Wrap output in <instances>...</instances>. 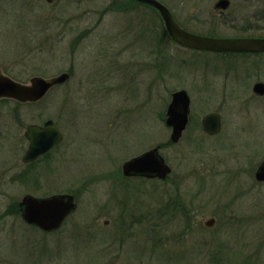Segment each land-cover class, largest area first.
<instances>
[{"label":"rangeland","instance_id":"374dc122","mask_svg":"<svg viewBox=\"0 0 264 264\" xmlns=\"http://www.w3.org/2000/svg\"><path fill=\"white\" fill-rule=\"evenodd\" d=\"M160 1L195 34H264V0H230L224 14L218 0ZM0 69L21 83L73 73L38 104L0 101L2 264H264V182L254 178L264 159V106L249 96L246 104L249 68L218 83V57L182 49L157 12L131 0H0ZM182 89L191 119L173 145L166 110ZM211 112L222 115L217 136L201 129ZM47 119L64 140L27 170L54 159L44 170L52 183L25 186L20 137ZM8 130L16 137L7 139ZM156 146L172 168L166 180L124 177V162ZM66 192L78 207L55 235L13 211L25 194Z\"/></svg>","mask_w":264,"mask_h":264},{"label":"water","instance_id":"95a60500","mask_svg":"<svg viewBox=\"0 0 264 264\" xmlns=\"http://www.w3.org/2000/svg\"><path fill=\"white\" fill-rule=\"evenodd\" d=\"M52 3L53 0H46ZM154 8L162 18L165 30L169 37L177 44L194 50L210 52H264V39H222L200 36L183 29L175 20L171 11L158 0H134ZM229 0H219L215 9L226 10ZM69 75L63 73L54 78L35 77L29 85L15 82L3 75L0 71V99H13L21 103L37 102L55 86L67 82ZM255 91L264 94V85L258 84ZM190 97L186 90L172 94V100L166 111V125L172 129L170 140L178 143L187 128L190 116ZM203 131L214 136L221 130V117L218 113H211L202 118ZM27 138L30 146L23 161L31 162L47 153L62 141V134L52 120L45 122L43 127H28ZM171 173V168L160 154V147L153 148L144 154L135 157L123 165V174L126 177L140 176L165 180ZM255 178L264 181V161L259 166ZM23 220L39 227L44 232L54 231L61 227L64 220L77 209L74 196L59 194L46 198L26 195L20 204ZM215 221L210 219L206 226L212 227Z\"/></svg>","mask_w":264,"mask_h":264},{"label":"flooded vegetation","instance_id":"af4514ba","mask_svg":"<svg viewBox=\"0 0 264 264\" xmlns=\"http://www.w3.org/2000/svg\"><path fill=\"white\" fill-rule=\"evenodd\" d=\"M132 1V3L134 4V5H136L137 7L138 6H142V7H145V8H148L149 10H151V11H154L155 13H156V11H155V9L154 8H152V7H150V6H147V5H145V4H140V3H138V2H135V1H133V0H131ZM229 2H230V4H229V6H228V8H227V10L228 9H230L231 8V6H232V3H231V1L229 0ZM227 10H225V11H219V10H217L220 14H224ZM160 17V16H159ZM161 19V18H160ZM161 21H162V19H161ZM162 23H163V21H162ZM163 26H164V23H163ZM184 28V27H183ZM185 29V28H184ZM164 32H165V34L169 37V35L167 34V32H166V30H165V27H164ZM208 37H210V36H208ZM214 38H222V39H253V40H263L264 39V34H261V33H258L257 34V32H254L253 33V30H248L247 31V33H245V34H243V35H241V36H235V37H214ZM171 40V39H170ZM179 46V45H178ZM181 47V46H180ZM182 49H186V48H182ZM194 51V50H193ZM201 52H205V51H201ZM210 53H212V54H214L216 57H218L219 59H220V63H221V67L223 68V70H222V73H223V75H221V74H217V75H215L216 77H218V78H220V77H222L223 78V80H225L224 82H218V83H222V84H225L231 77H232V75L237 71V69H239V68H241V67H245V68H249L250 69V74H249V81H250V85H249V90H248V93L247 94H245L246 96H245V100H246V104H247V106H248V104L250 103V100L249 99H252V101L254 100L255 102H257V101H260V103L258 104V105H261V106H264V104H262V102L264 101V94H260V93H258V92H256L255 91V87H256V85H258V84H263L264 85V52H251V51H243V52H210ZM132 66H135V62H133L132 63ZM148 69L150 70L151 69V67H150V64H149V66H148ZM0 71H1V73L3 74V75H5V76H7V77H9L10 79H12V80H14L13 78H11L10 76H8V75H6L5 73H3V71L0 69ZM68 75H69V78H68V81L70 80V78L72 77V75H73V73L72 72H66ZM60 74H62V73H60ZM59 74V75H60ZM59 75H57V76H59ZM57 76H53V77H50V78H54V77H57ZM220 76V77H219ZM35 77H41V78H45V77H42V76H39V75H36V76H33L32 78H30V80L28 81V83H30V81L33 79V78H35ZM46 79H49V78H46ZM15 82H18V81H16V80H14ZM67 81V82H68ZM18 83H21V82H18ZM28 83H21V84H28ZM224 86V85H223ZM226 89V88H225ZM223 92H224V94L225 95H228V94H226L225 93V90L223 89L222 90ZM51 92V91H50ZM50 92H48L47 94H46V96L43 98V99H41V100H39V101H37V102H26V103H21V102H18V101H15V100H12V101H14V102H16V103H18V104H28V105H35V104H38V103H40V102H42L46 97H47V95L50 93ZM239 95V94H238ZM248 96H249V99H248ZM189 97H190V95H189ZM1 100H5V98L4 99H0V101ZM6 100H11V99H6ZM190 100H191V97H190ZM246 106V105H245ZM211 113H218V112H211ZM211 113H208V114H211ZM208 114H206V115H208ZM219 115H220V117H221V130H220V132L218 133V134H216L215 136H217V135H219L220 133H221V131H222V129H223V120H222V115L220 114V113H218ZM206 115H204V116H206ZM203 116V117H204ZM202 117V118H203ZM190 119H191V103H190V116H189V122H188V125H187V128L189 127V124H190ZM49 120H52L53 121V123H54V125L59 129V131L61 132V134H62V141L58 144V145H56L55 147H53L51 150H49L47 153H45V154H43V155H41V156H39L36 160H34V161H31V162H24L23 161V158H24V156H25V154L27 153V151H28V149H29V146H30V140L27 138V136H26V133H27V130H28V127H30V126H39V127H43L44 126V124H45V122H47V121H49ZM201 121H202V119H201ZM187 128H186V130H187ZM201 129H202V131H203V127H202V122H201ZM186 130H185V132H186ZM184 132V133H185ZM204 132V131H203ZM9 135L7 136V139H9V137L10 136H14V137H16V133H14V131H10V130H8V132H7ZM204 134H205V132H204ZM205 135H207V134H205ZM183 136H184V134H183ZM183 136H182V138H183ZM208 136V135H207ZM182 138H181V140H182ZM63 140H64V134H63V132L61 131V129L59 128V126L57 125V123L53 120V119H47V120H45L43 123H41V124H39V123H30V124H28V125H26V127H25V130H24V134L23 135H21V137H20V141H21V143L23 144L24 142H25V144H26V147H25V150H24V153H23V155H22V157H21V162H22V164L26 167V170H25V172H23V173H21V174H19L18 175V178L20 179V182H22L25 186H27V185H30V184H38V187L40 188V187H42V185H49V183L48 182H50V183H52V181H49L48 180V176H45L44 175V170H46L51 164H52V162H53V160L54 159H52V161L50 162V163H48L45 167H43V168H39V169H37V170H35V171H32V170H27L28 168H31V167H33V166H35L36 164H38V163H42V161H44L45 159H49V157H50V155H51V152H53L56 148H58L60 145H61V143L63 142ZM180 140V141H181ZM179 141V142H180ZM21 143L19 142V144H20V149L22 148V145H21ZM170 143L172 144V142H171V140H170ZM11 145V148H14V149H16V147H18L17 146V141L16 142H13V141H8L7 143H6V147L8 146V145ZM156 147H160V149H161V146H156ZM156 147H153V148H156ZM153 148H151V149H153ZM13 149V153L15 152V150ZM150 150V149H149ZM148 151V150H147ZM147 151H145V152H147ZM145 152H143V153H145ZM143 153H141V154H143ZM140 154V155H141ZM139 156V155H138ZM135 157H137V156H135ZM135 157H133V158H135ZM132 159V158H131ZM128 161V160H127ZM126 161V162H127ZM264 161V159L262 160V162ZM125 163V162H124ZM124 163H123V165H124ZM123 165H122V171H123ZM172 169V168H171ZM256 172H257V169H256V171L254 172V178H255V174H256ZM171 173H172V171H171ZM124 175V174H123ZM125 177V176H124ZM141 178V177H140ZM256 180V179H255ZM264 182V181H263ZM59 194H68V195H72V196H74V198H75V195L73 194V193H70V192H66V193H56V194H51V195H48V196H41V197H39V198H46V197H50V196H54V195H59ZM26 195H31V194H25L24 196H26ZM23 196V197H24ZM32 196H34V195H32ZM35 197H37V196H35ZM75 201H76V198H75ZM20 202H21V200L18 202V207H16V208H14V212L16 213V214H19L20 215V217H21V220L23 221V223L24 224H26L28 227H30V228H33V229H37L38 231H40L41 233H43V235H46V236H51V235H55L56 233H58L64 226H65V224H66V222H67V220L76 212V210L73 212V213H71L69 216H67V218L64 220V222H63V224L61 225V227L60 228H58V229H56V230H54V231H50V232H44V231H42L39 227H37V226H35V225H30V224H28V223H26L24 220H23V218H22V212H21V209H20V206H19V204H20ZM10 210H12V209H10ZM214 221H215V223H216V220L214 219V218H212ZM215 223H214V225H215ZM213 225V226H214ZM212 226V227H213ZM206 227H208V226H206ZM2 263H4V260L3 259H1V257H0V264H2Z\"/></svg>","mask_w":264,"mask_h":264}]
</instances>
